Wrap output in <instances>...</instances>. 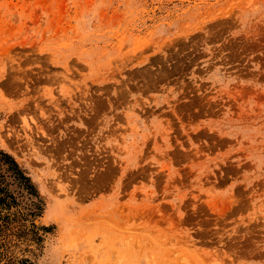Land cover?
<instances>
[{
    "label": "rangeland",
    "instance_id": "1",
    "mask_svg": "<svg viewBox=\"0 0 264 264\" xmlns=\"http://www.w3.org/2000/svg\"><path fill=\"white\" fill-rule=\"evenodd\" d=\"M0 148V264H264V0H0Z\"/></svg>",
    "mask_w": 264,
    "mask_h": 264
},
{
    "label": "trees",
    "instance_id": "2",
    "mask_svg": "<svg viewBox=\"0 0 264 264\" xmlns=\"http://www.w3.org/2000/svg\"><path fill=\"white\" fill-rule=\"evenodd\" d=\"M11 185L14 188H10ZM34 192L30 178L24 169L11 154L0 148V234L5 232L8 225L10 208L19 204L23 197H37V193ZM39 200L33 198L28 200V204L25 205L27 213H37Z\"/></svg>",
    "mask_w": 264,
    "mask_h": 264
}]
</instances>
